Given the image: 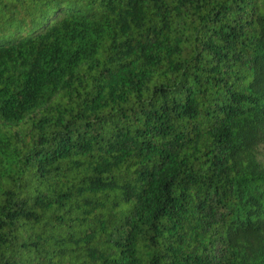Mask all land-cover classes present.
I'll use <instances>...</instances> for the list:
<instances>
[{
	"label": "trees",
	"instance_id": "trees-1",
	"mask_svg": "<svg viewBox=\"0 0 264 264\" xmlns=\"http://www.w3.org/2000/svg\"><path fill=\"white\" fill-rule=\"evenodd\" d=\"M0 264H264V0H0Z\"/></svg>",
	"mask_w": 264,
	"mask_h": 264
}]
</instances>
